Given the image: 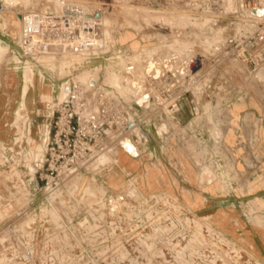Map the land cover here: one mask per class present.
<instances>
[{"label": "built area", "instance_id": "obj_1", "mask_svg": "<svg viewBox=\"0 0 264 264\" xmlns=\"http://www.w3.org/2000/svg\"><path fill=\"white\" fill-rule=\"evenodd\" d=\"M98 1L102 4L88 8L78 0H20L17 5L0 0V8L19 16L20 57L50 72L59 84L53 100L45 104L50 131L44 159L29 160L27 150H21L24 163L10 167L0 196V220L15 227L20 240L33 243L28 252L14 254L21 261L38 257L37 264H106V175L118 166L129 183L133 181L119 165V153H128L122 141L130 140L135 147L136 157L128 153L134 158L144 152L167 161L177 153L192 163L201 180L211 178L209 183L216 179L211 162L223 157L216 136L204 137V98L210 92L203 86L202 71L191 76L187 68L174 73L162 67L160 73L152 61H144L139 73L130 56L133 51L109 36L106 0ZM204 4L186 2L194 11L188 15L193 21L210 18L201 16ZM262 7L264 0H217L209 11L215 15L210 18L213 24L233 17L236 34L228 53L236 65L254 73L264 69V19L254 13ZM222 50L220 42L215 55ZM111 72L133 91L115 86ZM133 72L137 75L131 79ZM188 101L190 121L183 118ZM135 103L155 115L134 118ZM156 104L163 111L160 118ZM148 126L156 131L152 140L143 132ZM113 127L122 133L114 141L109 137ZM87 176L103 179L102 185L77 184Z\"/></svg>", "mask_w": 264, "mask_h": 264}, {"label": "rangeland", "instance_id": "obj_2", "mask_svg": "<svg viewBox=\"0 0 264 264\" xmlns=\"http://www.w3.org/2000/svg\"><path fill=\"white\" fill-rule=\"evenodd\" d=\"M78 1L84 2L88 8L89 4H102L98 0ZM216 1L205 0L203 8L206 13L201 16L215 17L209 11L214 9ZM186 2L106 0L108 34L115 40L119 39L121 47L127 46L133 51L130 56L134 65L140 68L139 73H142L139 63L144 58L140 53L145 48L151 50V56L168 57L173 61L172 65L162 66L165 71L177 73L187 68L191 76L202 71L205 75L203 86L210 92V96L204 98V137L213 139V135L216 136L223 157L211 162V171L216 177L212 183H209L211 178L201 180L190 161H186L188 170L183 180L179 176L174 177V172L165 165L159 167L163 172L152 168L155 174L159 173L155 189L147 184L141 187L136 173L125 171L119 163L132 176L133 181L129 183L126 175L118 171L120 168L113 166L111 171H118L123 179L113 178L109 170L104 183L106 264H264V69L254 73L252 69L238 66L231 60L228 47L236 34L235 27L231 25L233 17H224L217 25L223 29L222 34L219 30L223 50L215 55V41L219 40L217 36L214 39V32L218 27L210 18L193 21L188 15L194 11L188 9ZM263 10L264 7L259 8L261 17ZM11 11L0 8V97L6 92L11 99L9 112L0 113V118L9 123L19 121L26 114L27 93L35 81L38 84V73H45L34 63L20 57L17 37L21 24L17 13ZM137 34L145 40L143 45L137 43ZM150 34L154 37L152 41ZM135 72L130 75L131 79L137 75ZM111 77L119 89L127 86L116 73L111 72ZM51 82L58 84L56 78ZM17 85H21L20 89L24 86L23 95L18 94ZM47 94L52 97L50 88L41 87L43 101ZM34 97L33 93L29 106L38 111L42 106L38 102L32 104ZM188 99L191 101L192 95ZM1 101L0 98V105ZM189 101L186 106L188 111L184 114L186 121L192 118ZM134 106L131 110L134 118L143 114L155 115L152 110L142 109L143 105L135 103ZM154 108L159 111L156 113L160 118L163 112L161 106ZM30 118V121L35 120L33 135L36 137V132L40 130L42 139H37V142L47 148L45 118L34 115ZM27 122L25 132L28 133L30 122ZM143 132L150 140L156 134L155 129L149 126ZM15 134L13 128H0V140L10 141ZM120 134L113 127L109 137L113 136L114 141ZM11 148L16 153L21 151L19 146L0 145V196L8 185L6 177L10 167L25 160L18 154L14 155ZM25 148L32 150L33 146ZM33 155L27 156V159L36 161V158L42 157ZM123 162L130 164L125 157ZM132 166L135 167L136 163L133 162ZM95 178H78L77 184L83 188L102 185L103 179ZM116 180H120V185L114 187L111 183ZM133 185L140 189L142 195L135 192ZM196 198L200 201L196 205L191 204L190 199ZM220 218L223 222L218 221ZM14 230L15 227L0 220V264L28 261L37 264L38 257H29L27 261L14 257L16 253L28 252L33 244L20 240Z\"/></svg>", "mask_w": 264, "mask_h": 264}, {"label": "crops", "instance_id": "obj_3", "mask_svg": "<svg viewBox=\"0 0 264 264\" xmlns=\"http://www.w3.org/2000/svg\"><path fill=\"white\" fill-rule=\"evenodd\" d=\"M11 12H14V11H11ZM18 19H19V16H18ZM200 22V21H198ZM214 26L217 28L214 32V39L215 37L217 36V39L219 41H215V45H214V48L219 45V43L221 42V34L219 33V30L221 29V27L217 26V24L215 23ZM212 28V27H211ZM142 32V31H141ZM136 40H137V43L139 45H143V43H145V40L143 39V37H141L140 34H137L136 35ZM149 38L151 39V41L154 39V37L152 36V34H150ZM139 39V40H138ZM127 46H124L123 48H125L126 50H131L130 48H126ZM143 48V47H142ZM151 49V48H149ZM132 51V50H131ZM142 51L144 52H141L140 54L143 55V59H141L140 61L141 62H149V61H152V65L151 67H153L154 69H157L159 70L158 67H160V69L162 68V66H164L166 63L167 60L171 61V59H169L168 57L167 58H158L156 56H154L152 54V56L150 55L151 54V50L148 51L147 48L145 49H142ZM145 51H148L147 53ZM150 55V56H149ZM152 59V60H151ZM170 63H173L170 62ZM149 64V63H148ZM174 64V63H173ZM147 65V64H146ZM167 65V64H166ZM172 65V64H171ZM143 69V68H142ZM38 84H37V81H35V85H33L31 87V89L28 91L27 93V99H28V107H27V112L26 114H24L23 118L20 119L19 121H15L13 123H9L7 120L3 119V118H0V128H5V127H10V128H13L15 129L16 131V134L14 137H12V139L10 141H6L4 139L0 140V145H6V146H10V145H13L14 147L15 146H19L21 147V150L23 149H26L27 152L29 153V155L33 156V153H32V150H28L27 148H25V146H29L34 144V141H37L42 139V136H41V132L40 130H38L36 133V137L33 135V128H34V122L35 120H31L30 121V116L31 115H34V116H38V117H42L44 118V113H45V104L46 102L42 100L41 98V87L42 88H50L51 90V95H52V98L50 101L53 100L54 96H55V93L57 92L58 88H59V84H52L51 80L54 79L55 77L53 75H50V72H46L45 73H38ZM44 77L47 78L46 80H44ZM17 78V77H16ZM16 82H17V79H16ZM23 82L25 84V78L23 76ZM58 83V82H57ZM21 88V85H17V90H18V94L21 93L23 95V91H24V86L22 89ZM38 88V89H37ZM35 94V97L33 98L32 100V104L36 105V103L38 102V104H40L42 106V108H39L38 111L34 110L33 108H31L29 106V99H30V96L32 94ZM9 95H7L6 92H4L2 94V96L0 97L1 98V102H2V105H0V113H3V114H6L9 112V109H10V106H11V99L10 97L8 98ZM23 101V96H22V99ZM39 100V101H38ZM25 101V100H24ZM48 101V102H50ZM15 102V100H14ZM1 104V103H0ZM187 104L184 106V110H183V118L184 120L185 117H184V114L186 112V110L188 111V109L186 108ZM187 113V112H186ZM26 115V116H25ZM4 117V116H3ZM28 121V122H27ZM29 123L30 126H29V132L27 133V131L25 132L26 130V124L25 123ZM45 127H46V138H45V142H46V145L48 147V137H49V131H50V127L48 125V122L46 121L45 119ZM24 129V130H23ZM156 134L154 135V138H155ZM46 149V150H45ZM44 151H43V155L40 159H35L36 161H41L42 159H44L45 157V154H46V151H47V148L45 147ZM10 151H12V153H14V155H17L18 152L16 153V150L14 148H11ZM123 157L127 158L129 161H130V164H126L123 162ZM119 163H121V165L124 167L125 171L129 172L128 170H132L134 173H136V178L141 180V181H146V177L148 176V167L150 168H154L156 169V171L158 170L159 172H163V170H160L159 167H161L162 165H165L167 166L168 168H171V170L174 172V177H177L179 176L180 179H186V173H187V160L183 159L180 155H178L177 153H173L172 155H170V158L167 160V161H164L162 160L161 158H156V159H151L149 157L148 154L142 152V154L138 157V158H134V157H131L128 153H126L125 151H121V155L119 153ZM135 162L136 163V166L133 167L132 166V163ZM149 162L151 163V165L149 164ZM149 165V166H148ZM114 168L110 169L113 170ZM109 171V172H110ZM119 172L122 173V170L118 169ZM118 171H111V176L112 177H116L118 179H123L122 176L119 174ZM157 173V172H156ZM123 174V173H122ZM155 174V173H154ZM123 176H125L123 174ZM155 177H159V173L158 174H155Z\"/></svg>", "mask_w": 264, "mask_h": 264}, {"label": "bare ground", "instance_id": "obj_4", "mask_svg": "<svg viewBox=\"0 0 264 264\" xmlns=\"http://www.w3.org/2000/svg\"><path fill=\"white\" fill-rule=\"evenodd\" d=\"M7 2L9 3V4H12V5H17L19 2H20V0H7ZM263 12V13H262ZM261 13H262V16L264 15V10L262 11ZM260 18H262L261 17V15L259 16ZM264 19V18H263ZM122 89H126L127 91H129V92H131L132 90H131V88L130 87H128V86H124V87H122ZM51 96H49L48 94L47 95H45L44 96V101L47 103L48 101H50L51 100ZM249 105V104H248ZM247 112H249V111H247ZM244 118V117H243ZM251 119V118H250ZM261 120V119H260ZM245 123V122H244ZM262 124V123H261ZM251 125V124H250ZM253 125V124H252ZM264 125V124H263ZM256 126V125H255ZM250 137V136H249ZM256 137V136H255ZM43 151H44V147H43V145L42 144H40V143H38L37 141H34V145H33V148H32V153H34L35 155H37L36 157H40V156H42L43 155ZM239 154V153H238ZM36 159H38V158H36ZM228 159V158H227ZM220 160V159H219ZM228 162V161H227ZM224 164V163H223ZM8 166V165H7ZM226 166H227V163H226ZM247 167V166H246ZM9 168V167H8ZM227 168H229V167H227ZM226 169V168H225ZM234 169V168H233ZM243 169V168H242ZM9 171V170H8ZM217 172V171H216ZM230 172V171H229ZM232 173V172H231ZM6 174H7V172H6ZM235 176V175H234ZM114 178V177H113ZM229 178H231V177H229ZM4 184V183H3ZM149 185L151 188H157L158 187V179L155 177V174H154V170H152V168H150V167H148V176L146 177V181H141V187L142 186H145V185ZM111 185L112 186H114V187H117V186H119L120 185V180H116L115 182H112L111 183ZM205 185V184H204ZM200 201V199L199 198H196L195 200H192V199H190V203L191 204H193V205H196L198 202ZM232 211V210H231ZM233 213V212H232ZM229 215V214H228ZM233 215V214H232ZM236 215V214H235ZM260 215V214H259ZM239 217V216H238ZM219 218V217H218ZM223 218V217H222ZM222 218H220V219H218V221H221V222H223V219ZM231 218H232V216H231ZM207 219V218H206ZM236 221V220H235ZM239 221V220H238ZM219 241V240H218ZM264 242V241H263ZM135 245V244H134ZM212 249V248H211ZM2 257V256H1ZM221 257V256H220ZM3 258V257H2ZM221 259V258H220ZM114 260V259H113ZM224 264H226V263H224Z\"/></svg>", "mask_w": 264, "mask_h": 264}, {"label": "water", "instance_id": "obj_5", "mask_svg": "<svg viewBox=\"0 0 264 264\" xmlns=\"http://www.w3.org/2000/svg\"><path fill=\"white\" fill-rule=\"evenodd\" d=\"M254 13L260 15L259 9L255 10ZM121 145L130 155L135 156V157L138 155V153L136 152L135 147L132 145L130 140L126 139V140L122 141Z\"/></svg>", "mask_w": 264, "mask_h": 264}]
</instances>
